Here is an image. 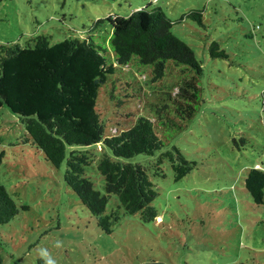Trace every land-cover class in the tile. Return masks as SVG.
I'll list each match as a JSON object with an SVG mask.
<instances>
[{
    "label": "rangeland",
    "instance_id": "rangeland-1",
    "mask_svg": "<svg viewBox=\"0 0 264 264\" xmlns=\"http://www.w3.org/2000/svg\"><path fill=\"white\" fill-rule=\"evenodd\" d=\"M147 2L0 0V44L29 41L38 34L49 35L51 43L87 34L106 36L109 24L103 20L95 27L97 20L110 14L126 15ZM152 6H160L172 20L189 9H202L206 26L185 19L170 29L201 64V74H196L200 96L193 116L184 121L177 118L181 129H165L164 146L153 156L127 160L140 163L149 173L158 193L153 204L159 217L141 223L137 214L120 210L111 233L100 231L95 217L66 186L63 164L55 168L47 162L18 117L2 104L0 184L17 205L18 214L0 225L1 264H38V258L44 264L46 260L51 264H144L149 260L264 264V200L255 204L243 184L249 168L264 169V0H156ZM213 40L225 57L210 56L208 45ZM166 66L176 68L178 76L194 73L172 61ZM133 73L152 99L158 83H150L145 72L127 66L118 82ZM177 75L169 73L162 84L175 85ZM119 86L124 88L122 83ZM107 93L108 86L100 90L98 109L109 123L123 126L130 117L147 113L135 100L120 105L115 113ZM109 128L113 131L114 125ZM94 147L88 148L92 155ZM173 148L195 163L193 169L176 180L163 155L157 164L161 173L152 175L158 157L166 151L174 153ZM98 159L93 157L85 173L94 189L104 193L96 169ZM115 206L111 196L106 213Z\"/></svg>",
    "mask_w": 264,
    "mask_h": 264
},
{
    "label": "trees",
    "instance_id": "trees-1",
    "mask_svg": "<svg viewBox=\"0 0 264 264\" xmlns=\"http://www.w3.org/2000/svg\"><path fill=\"white\" fill-rule=\"evenodd\" d=\"M154 1L148 0L145 6L139 5L126 15L110 14L97 20L95 27L103 20L109 24L110 33L107 31L106 36L87 34L81 39L64 38L51 43L49 35L38 34L29 41L0 44V106L4 104L18 117L47 162L55 168L63 164L66 186L106 234L111 233L120 210L123 214H137L141 223L157 220L159 213L153 201L158 193L149 173L140 163L127 160L136 155L153 156L161 150L164 130L181 129L179 120L193 116L200 96L196 74H201V64L193 50L170 29L185 19L206 27L203 10L189 9L172 20L160 6H152ZM208 52L211 57H225L214 40L209 43ZM168 61L194 73L186 76L180 72L178 76L176 68L166 66ZM127 66L145 72L150 83H158L152 89V99H148V92L135 73L118 82ZM167 67V72H175L178 78L170 87L162 84L169 74L166 75ZM105 86L110 109L115 113L120 105L135 100L149 115L138 113L123 126L109 123L98 109L100 90ZM113 125V131L107 129ZM90 146H95L93 155L88 151ZM173 150L174 153L166 151L158 157L152 175L161 173L157 164L163 155L176 180L193 169L194 162L186 161L178 148ZM94 156L99 157L96 169L102 176L104 193L94 189L85 173ZM3 157L1 151L0 164ZM243 184L252 201L263 204L264 169L257 165L249 168ZM111 196L116 206L106 213ZM17 214V205L0 184V225ZM37 262L44 264L41 258ZM144 264L165 263L149 260Z\"/></svg>",
    "mask_w": 264,
    "mask_h": 264
},
{
    "label": "clouds",
    "instance_id": "clouds-1",
    "mask_svg": "<svg viewBox=\"0 0 264 264\" xmlns=\"http://www.w3.org/2000/svg\"><path fill=\"white\" fill-rule=\"evenodd\" d=\"M60 243H61V242H59V241L57 242V247H59V246H60ZM46 264H51V262H50V261H48V260H46Z\"/></svg>",
    "mask_w": 264,
    "mask_h": 264
}]
</instances>
